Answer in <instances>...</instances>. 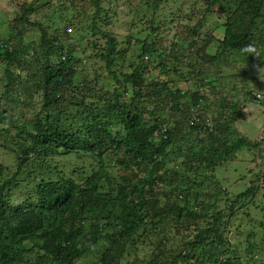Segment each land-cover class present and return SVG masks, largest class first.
<instances>
[{"label":"trees","instance_id":"trees-1","mask_svg":"<svg viewBox=\"0 0 264 264\" xmlns=\"http://www.w3.org/2000/svg\"><path fill=\"white\" fill-rule=\"evenodd\" d=\"M184 1L131 0L126 3L135 5L133 11L136 16L142 14L149 22L158 21V27L152 31H156L157 36L178 37L171 38L173 41L181 39L179 18ZM204 2L205 9L200 12L193 32L204 26L203 21L207 20L210 8L218 5L225 18L222 25L224 36L218 41V52L214 55L197 50L194 64L200 65L191 68L188 80L198 79L203 68L212 72L225 61L227 52L239 53L240 56V50L253 41L256 25L264 21L263 0ZM13 3L16 9L11 15V27L7 36L0 40V76L6 80L5 85H0V119L11 122L1 138L11 139L14 133L22 143H17L11 167L0 164V264H77L104 239L108 242L106 249L99 252L100 256L93 264H125L124 260L126 264H264V231L259 241L248 240L252 250L244 255L237 254L228 236L238 213L249 219L252 217L250 209L257 206L253 203L254 198L264 191V139L259 135L258 140H253L236 130L237 124L245 119L242 110L246 100L243 107L232 104L224 109L227 113L218 111L217 117L211 119V131H204L200 136L199 130H203L207 119L201 106L205 98L198 92L172 93L168 83H163L162 89L156 90L159 83L148 84L144 77L143 69L152 59L157 66L169 57L170 62L177 59L159 48L166 47V42L155 41L153 37L137 39L140 53H136L132 46L131 37L125 39L123 36L118 42L112 28L122 17L111 6L110 11L115 16L106 13L101 0H90L94 14L89 21L72 9V0H14ZM61 6L63 8L59 9ZM40 11H58L55 29L37 21ZM167 16L164 21L159 20ZM36 28L40 36L38 43L33 44L27 34ZM51 31L53 34L49 33ZM97 35L105 38L108 45L103 52L95 51L91 58L105 62L114 84L122 86L124 94L130 92L128 100L126 97L121 100L116 89L110 92L99 88L100 74L83 76L74 68L77 62L75 55H87L89 48L95 49V42L90 37ZM70 40L72 43L68 42ZM213 41L215 39L209 37L205 44L208 47ZM178 42H172V51ZM116 43L122 45V51H114ZM186 50L189 54L194 53L195 43L191 42ZM113 65L116 68L111 70ZM161 67L159 74L168 75L163 65ZM176 73L173 69V74ZM198 82L200 87L211 83L206 79ZM242 92L239 91L240 97ZM35 96L40 98L39 109L36 110L33 104H20L22 98L28 97L31 98L28 102L32 103ZM143 98L155 103L156 108L152 111L143 108L140 103ZM179 98H189L191 103L174 104ZM240 99L243 101V97ZM220 104L214 105L223 106ZM163 109L168 112V118L161 117ZM232 112L235 116L229 114ZM144 114L150 117L148 121L143 119ZM193 115L201 118V124L190 127L188 120ZM21 116L24 121L19 124ZM11 128L12 133L9 131ZM107 149L120 150L125 154L117 161V166L127 170L128 176L105 174L103 177L94 167L85 166L84 159L89 154L101 159ZM241 149L253 157L254 167L261 177L233 200L222 202L221 197L229 190L222 183L221 187L216 182L218 180L211 181L212 173L219 167L237 163L235 153ZM172 155L181 161L175 162V168H168L166 164ZM72 156L85 165L70 171L71 164L66 160ZM49 157L56 159L55 168L47 162L49 170L53 167L52 172L48 173L46 169V174H38L37 169L27 172L29 160L46 161ZM144 162L149 164V171L141 168ZM38 163L43 167V162ZM99 164L101 169L103 166L101 162ZM247 165L239 174V181L246 172L254 170L251 163ZM66 167L69 168L65 170ZM134 168L138 174L133 173ZM50 174H54L53 177ZM189 174L204 176L205 183L210 175L208 180L216 185V189L209 192L204 213L197 215L189 210V202L193 204V200L186 195L180 196L181 204L158 206L157 193L150 192V202H147L146 195L155 181L162 185L167 181H177L174 191L183 194L187 189L184 192L179 190L193 184L182 181ZM26 175L38 183L28 193H23L24 197L27 196L25 200L13 204L11 196L21 186V177L27 178ZM229 178L235 179L230 175ZM193 195L196 202L205 197L199 193ZM118 202L124 204L122 213L105 211L107 205H118ZM76 205H79L80 216L73 214ZM168 214L175 217L199 216L206 226L199 227L190 239L182 243L181 249L170 256L160 252L147 263L128 259V248L134 244L137 232H145L149 224L163 221ZM86 215H93L88 229L82 223L88 221ZM257 224L260 230H264V221H257ZM27 245L28 249L25 248ZM33 250L37 251L35 257L30 256Z\"/></svg>","mask_w":264,"mask_h":264},{"label":"rangeland","instance_id":"rangeland-1","mask_svg":"<svg viewBox=\"0 0 264 264\" xmlns=\"http://www.w3.org/2000/svg\"><path fill=\"white\" fill-rule=\"evenodd\" d=\"M13 1L14 0H0V40L7 36V32L11 27V15L16 9ZM72 1L74 5V7L72 6V9L80 12L83 17L87 18L89 21L94 14V7L90 3V0ZM127 1L131 0H101V4L104 7V11L106 13H113L109 8V6H111L113 7V10L118 13V15L120 14V18L122 17L119 19V21H117L114 28H112V32L116 35L118 42L122 40L123 36L125 39L126 37H131L132 46L135 48L136 53H140L138 51L140 45H136V40L153 37L155 41L163 40L167 43L166 47L165 45L159 47L162 51L165 50L166 54L171 53V55L177 57V59L172 62H170V57L167 60L165 59L164 62H161L162 64L160 66H157V63L154 62L153 59L150 63H147L143 69L146 82L148 84H154L155 82H158L159 85L156 87V90H161L163 83H168V88L172 93H175L176 91H182L184 93L198 92L199 96L205 98L201 106L204 107V111L207 115L206 117L211 119L217 117L218 111H220V113L223 111L227 113V110H224L227 106L235 104L236 107H239V105L242 106L246 100L247 103L245 108L242 110V113L245 115V119L237 124L236 130L238 133L240 131L253 140H258L259 135V137L264 139V108L261 105L254 104L251 99L252 92L264 94V53L262 52L264 51V21H260L259 25H256L253 31V41L250 45L256 49L255 54L247 56H242L240 54L239 56V53L227 52L224 55L225 61L223 63H219L212 72H210L208 68H203L198 79L191 78L188 80L187 77L191 72V68H198L200 65L194 64L195 59L198 56L196 54L197 50L198 52L204 50V52L207 53L206 55L209 56H212L218 52V41L224 36V27L222 25L225 22V18L219 11L221 7L217 5L210 8L212 13H208L207 20L203 21V23H205L204 26L193 32L194 26L199 21L197 19L200 17V12L205 9V2L204 0H185L183 12H180L179 18V23L181 25L180 30L182 31L180 35L181 39L170 41L171 38L177 39L178 37H167L163 34L161 36H157L156 31H152L158 27V21L154 20V22H149V19H147V17L143 16L142 14H137L136 16L133 11L135 5L126 3ZM62 8L63 6H61L59 9ZM139 8L140 7L137 9ZM56 13H58V11H48L46 13L40 11L37 15V21L43 25L49 26L50 29H55L57 27V24H54V21L57 17ZM113 16H115L114 13ZM167 18L168 16L160 17L159 20L164 21ZM174 19H176V17H174ZM112 22L114 24L115 20ZM54 32L55 30L53 33ZM49 33L53 34L52 31ZM27 35L28 38L32 40L33 44L38 43L40 33L37 28L31 30ZM209 37H213L215 41H213L207 47L205 41ZM90 40L95 42V49L92 47L89 48L87 55H81L80 53L75 55L77 62L74 68L81 72L83 76H92L94 73L100 74L98 76L99 78L97 83L99 88L108 90L110 92L116 89V92L119 94L118 97L122 98L121 100H123L124 97H126L125 99L128 100V98L131 97L130 92L124 94L123 87L114 84L115 82L112 80L111 74L106 68L105 62L100 59L91 58L95 51H104L108 45L107 40L102 38L101 35L90 37ZM174 41L179 42L178 46H175L174 51H172L171 46L172 42L174 43ZM68 42L72 43V40ZM191 42L195 43V50L194 53L189 54L188 50H186V47ZM122 50V45L116 43L114 51L119 52ZM190 52H193V50ZM235 58L237 59L235 60ZM180 64H182V66H180ZM162 65L163 69L166 72H169L168 75L159 74L160 69H162ZM114 67L116 68V66L113 65L111 70H114ZM119 69L120 68H117V71H119ZM173 69L176 70V74H173ZM239 73L245 74L240 75ZM199 79H206V81H210V86H198ZM3 84H6V80L2 79L1 77L0 85ZM242 90L244 91L242 92L241 96L243 97V101L239 96V91ZM3 93H5V91ZM30 99V97L27 99L22 98L21 101L23 102H20V104L22 106L33 104L36 105V110L39 109V96H35V100L32 103L28 102ZM181 102L191 103V99L189 101V98H179L178 100H175L174 104ZM140 103L141 106L147 111H152L156 108V104L148 101L146 98L141 99ZM218 103H221L220 105L223 106L214 105ZM229 114L231 116H235L234 112ZM160 115L163 118H168V112L165 109L160 112ZM148 118H150L148 114H144L143 119L148 121ZM22 121H24L23 116L20 117L19 124H21ZM10 123L11 122L8 119H0V164L4 165V167L12 166L15 161L14 157L17 149V143H22L21 139L12 133V128L9 130L13 136L11 139L1 138L3 131L6 129L8 130ZM112 133L114 134L115 132L113 131ZM199 135L202 136L203 133ZM188 138L190 139V136ZM124 156L125 154L120 150L115 152L112 149H107L103 153L101 159L89 154L87 158L84 159L85 164L87 163L86 165L83 162H80L75 156L68 157L66 161H69L71 164L70 171L73 168L79 169L85 165L88 167H94L98 173L102 174L103 177L105 174L111 175L113 177H120L122 175L128 176L127 170L121 169L117 166V161L121 160ZM235 156L236 161H238L237 163L225 165L222 168L219 167L220 169L218 168L217 172L212 173L214 174V177L212 176L211 181L216 179L219 181L216 182L220 183L221 187L224 186L229 190V192L224 197H221L222 202L225 200H233L236 195L246 191L250 187V183L257 182L261 177V173H259L258 169L254 167V163L252 162L253 157L245 149H241V151L236 152ZM48 161L50 164L52 163V166L55 168L56 159L49 157L46 161H43V159L36 160V162L29 160L27 163V172L36 171V169L38 170V174L43 172L45 173L47 171H49L48 173L52 172L53 167H50L51 171L47 168ZM176 161L180 162L181 158L176 157V155H172L168 164L166 165L168 168H175ZM38 162H43V167H41ZM99 162H101L103 166L101 169L99 168ZM249 163H251L252 169L254 168V170L246 172L243 176V179L239 181V174L244 172V170L248 167L247 164ZM65 166H63V168ZM68 168L69 167H66L65 170ZM141 168H143L145 171L150 170L149 164L146 162L141 164ZM133 173L138 174L136 168H134ZM88 174H90V172ZM47 175L49 176V174ZM53 175L50 174L51 177H53ZM189 175L190 176L188 178L183 177L182 181H190V184L191 182L193 184L187 187L184 186L185 188H182L183 190H179L184 192V190L187 189L183 194L181 192L177 194L176 191H174L177 181H167L166 184L163 185L155 181L153 183L154 186H152L151 190L148 191V196L146 195L147 202H150V192L157 193L156 197L159 200L158 206H163L166 204H181L179 202L180 196L184 197L186 195L193 200V204L189 202L191 205L189 204L188 209L197 215L204 213V206L207 202H209V192L214 191L216 189V185L208 180L210 175L207 178L206 183L204 176L202 175ZM229 175L235 177V179H230ZM21 178L23 179V181H19V183L21 182V186L16 191H14L13 195L11 196V201L13 204H18L19 202L25 200L27 196L24 197L25 194L23 193H28V191L34 188L38 183V181H36L33 177L27 176V178ZM227 181L230 184H228ZM193 193H199V195H205V197H201L202 201L196 202ZM121 200L124 201V199ZM121 202H118V205H107V210L105 211L111 210L117 214L122 213V211H124V204ZM245 202L248 204L249 200L246 199ZM253 203L257 206L254 209H250V214L252 217L249 219L238 213L234 219L233 228L231 229V232L228 233L230 242L237 250L238 255H244L247 252H251L252 248L248 245V240L252 239L254 242L259 241L261 239L262 232L264 231L263 229L260 230L258 228L259 225L257 224V221H264V191H261L254 198ZM101 213H103V211ZM73 214L75 216L78 214L79 216L81 215L79 205H76V207L73 209ZM85 217H87L88 221H82V223L84 224V228L88 229L90 227V222L93 221V215H86ZM204 226H206V222L203 221L199 216L175 217L174 215L168 214L166 215V218L163 219V221L161 219L159 220V223L154 222L149 224L148 229L145 232H142V230L137 232L138 235L135 237L134 244H130V248H128V252L130 253L128 259H136L147 263L148 261L152 262V258H154L156 255L159 256L160 252L166 256H170L172 253L178 252L182 247V243L185 240L190 239L198 231L199 227L202 228ZM253 233H256V235H253ZM250 235L253 236L250 237ZM107 244L108 242H106L105 239L98 242V246L93 250L91 249L90 252L84 256V258H81L80 261L77 262V264H93V262L96 261V258L100 256L99 252H102L104 249H106L105 247ZM27 247L28 245L25 246L26 249H28ZM36 254L37 251L33 250L30 256L35 257ZM124 262L125 264L127 263L126 260H124Z\"/></svg>","mask_w":264,"mask_h":264},{"label":"built area","instance_id":"built-area-1","mask_svg":"<svg viewBox=\"0 0 264 264\" xmlns=\"http://www.w3.org/2000/svg\"><path fill=\"white\" fill-rule=\"evenodd\" d=\"M258 92H252V102L256 105H261L264 107V99H261L260 97L257 96ZM262 94V93H261ZM210 118H207L204 120V127L203 129H206L207 127H210ZM198 124H201V118L198 115H193L191 118L188 120V125L190 127L197 126ZM164 130V129H163Z\"/></svg>","mask_w":264,"mask_h":264},{"label":"clouds","instance_id":"clouds-1","mask_svg":"<svg viewBox=\"0 0 264 264\" xmlns=\"http://www.w3.org/2000/svg\"><path fill=\"white\" fill-rule=\"evenodd\" d=\"M255 53H256V49L251 45L245 46L240 50V54L242 56L252 55ZM257 96L260 97L261 99H264V94L257 93ZM211 129H212V127H211V123H210V127H207L206 129H203L202 131L199 130V133H202V132L204 133V131H207V130L211 131Z\"/></svg>","mask_w":264,"mask_h":264}]
</instances>
